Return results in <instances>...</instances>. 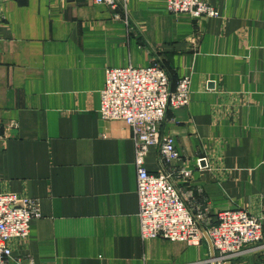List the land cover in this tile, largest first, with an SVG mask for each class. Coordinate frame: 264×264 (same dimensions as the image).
Listing matches in <instances>:
<instances>
[{"label": "crops", "instance_id": "1", "mask_svg": "<svg viewBox=\"0 0 264 264\" xmlns=\"http://www.w3.org/2000/svg\"><path fill=\"white\" fill-rule=\"evenodd\" d=\"M166 1L0 0V128L17 125L0 148V193L41 203L29 238L10 241L12 264L212 260L205 236L142 240L133 131L99 114L110 68L160 62L174 84L191 76L190 105L161 126L174 166L193 170L186 201L213 221L245 209L264 225V0H203L220 17L201 21ZM146 166L159 171V148ZM229 264H264V238Z\"/></svg>", "mask_w": 264, "mask_h": 264}, {"label": "built area", "instance_id": "2", "mask_svg": "<svg viewBox=\"0 0 264 264\" xmlns=\"http://www.w3.org/2000/svg\"><path fill=\"white\" fill-rule=\"evenodd\" d=\"M128 0H95L112 9L126 11ZM167 12L188 16L195 21L217 19L220 12L203 0H167ZM199 39V38H196ZM192 79L180 77L175 84L160 62L148 67L110 68L101 91L99 114L103 120H122L133 131L137 192L139 198L140 234L143 241L163 238L171 242L200 245L206 230L215 252L209 262L229 264L247 247L258 246L264 238L261 219L248 210L233 209L218 213L216 221L188 205L182 185H189L193 170L176 168L180 159L176 141L161 131L167 112L186 108L191 103ZM15 123L0 128V148L10 137ZM152 148H159V171L152 173L146 159ZM199 170L209 169L207 159L196 161ZM41 218L39 200L15 193H0V264H12L10 241L27 240L32 222ZM20 264H25L18 260ZM26 264H35L32 259Z\"/></svg>", "mask_w": 264, "mask_h": 264}, {"label": "water", "instance_id": "3", "mask_svg": "<svg viewBox=\"0 0 264 264\" xmlns=\"http://www.w3.org/2000/svg\"><path fill=\"white\" fill-rule=\"evenodd\" d=\"M204 230V236L207 238V240L210 242V245H211V247H212V250H213V255H212V258L213 257H215V254H214V248H213V246H212V243H211V241H210V239H209V236H208V234H207V232H206V230L205 229H203Z\"/></svg>", "mask_w": 264, "mask_h": 264}, {"label": "trees", "instance_id": "4", "mask_svg": "<svg viewBox=\"0 0 264 264\" xmlns=\"http://www.w3.org/2000/svg\"><path fill=\"white\" fill-rule=\"evenodd\" d=\"M165 69H167L165 66H163ZM168 70V69H167ZM168 72H169V70H168ZM169 74H170V72H169ZM170 76H171V78H172V75L170 74ZM172 81H173V84H174V79L172 78Z\"/></svg>", "mask_w": 264, "mask_h": 264}]
</instances>
